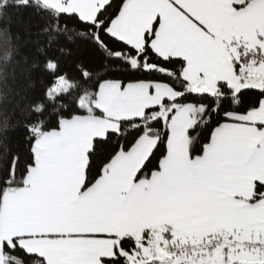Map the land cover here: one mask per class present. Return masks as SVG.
Masks as SVG:
<instances>
[{"label": "snow or ice", "instance_id": "snow-or-ice-1", "mask_svg": "<svg viewBox=\"0 0 264 264\" xmlns=\"http://www.w3.org/2000/svg\"><path fill=\"white\" fill-rule=\"evenodd\" d=\"M0 33V264H264V0H0Z\"/></svg>", "mask_w": 264, "mask_h": 264}, {"label": "trees", "instance_id": "trees-1", "mask_svg": "<svg viewBox=\"0 0 264 264\" xmlns=\"http://www.w3.org/2000/svg\"><path fill=\"white\" fill-rule=\"evenodd\" d=\"M38 23L36 18H30L27 12H23L20 16L13 15L12 17V26L11 33L14 38L16 35H19V41L16 43L19 44L21 48V53H27L28 50L32 47L30 44H26L25 42L28 40V32H35L36 24ZM13 40L10 39L7 35L0 33V54L4 52V50L11 46ZM85 56L88 55L87 52L84 53ZM19 59V57H17ZM2 62V61H0ZM17 71V77L14 80L11 75H9L5 85H0L3 87L5 97L3 100H0V115L9 114L12 108L13 96L9 93V89H14L17 86V81L19 79V66L15 63H11L8 65V72L11 73L13 69ZM19 134L17 132H12L10 130L9 140L11 142H15L18 139Z\"/></svg>", "mask_w": 264, "mask_h": 264}]
</instances>
